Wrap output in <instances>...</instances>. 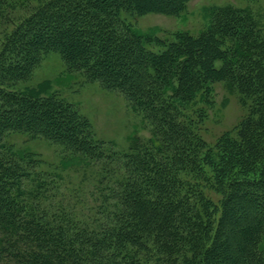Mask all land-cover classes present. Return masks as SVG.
Segmentation results:
<instances>
[{"label":"trees","instance_id":"16d2710c","mask_svg":"<svg viewBox=\"0 0 264 264\" xmlns=\"http://www.w3.org/2000/svg\"><path fill=\"white\" fill-rule=\"evenodd\" d=\"M189 1L0 0V264H264V83L243 71L251 27L231 8L196 37L161 40L127 22L180 16ZM52 53L66 73L122 95L148 141L116 152L74 103L28 87ZM218 82L253 105L236 139L208 147L196 104ZM15 137L59 147L61 170L96 167L95 204L77 213L57 201L62 177L37 172Z\"/></svg>","mask_w":264,"mask_h":264},{"label":"rangeland","instance_id":"374dc122","mask_svg":"<svg viewBox=\"0 0 264 264\" xmlns=\"http://www.w3.org/2000/svg\"><path fill=\"white\" fill-rule=\"evenodd\" d=\"M223 8L237 11L251 27L253 39L249 37V41L254 43L255 48L247 57L249 60L244 62L246 68L243 71L251 70L249 77L262 75L260 80L264 83V0H190L180 16L147 14L129 17L127 22L138 31L153 34L161 40H173V36L180 32L196 37L207 28L213 14ZM17 13L21 14V10L9 12L10 16ZM5 20L0 18V34L6 26ZM243 37L247 36L243 34ZM26 85L32 88L42 85L74 103L91 121L97 136L109 143L107 146L116 152L129 151L132 145L130 137L138 138L140 143L150 138L149 127L122 95L105 91L96 83H86L78 73H66L62 60L55 53L48 55ZM249 97L241 92L236 83L218 82L212 86L210 102L196 104L201 115L197 132L208 147L214 146L222 137L236 139L237 129L253 105ZM12 141L16 148L36 155L39 161L37 172L50 177L57 173L62 177L61 181L57 180V201L62 200L64 204L75 206L77 213L95 204L96 196H93V192L97 177L93 171L96 167L92 171L75 167L61 170L59 162L64 153L59 147L40 139L25 141L15 137ZM209 196L219 198L215 194Z\"/></svg>","mask_w":264,"mask_h":264}]
</instances>
